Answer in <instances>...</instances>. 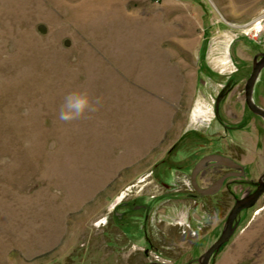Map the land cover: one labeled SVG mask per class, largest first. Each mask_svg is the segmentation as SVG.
Wrapping results in <instances>:
<instances>
[{"label": "rangeland", "instance_id": "obj_1", "mask_svg": "<svg viewBox=\"0 0 264 264\" xmlns=\"http://www.w3.org/2000/svg\"><path fill=\"white\" fill-rule=\"evenodd\" d=\"M263 8L264 0H0V264H108L97 250L113 230L129 243L117 246L146 251V264H199L246 191L199 197L189 176L177 178L189 173L188 143L166 159L186 133L219 129L246 147L249 178L264 173L263 129L253 121L249 132L225 133L215 118L233 79L224 119L255 120L245 84L264 29L256 38L243 30ZM78 90L100 98L98 110L65 123L60 106ZM254 100L264 107V71ZM180 222L195 235L172 230ZM210 264H264V195Z\"/></svg>", "mask_w": 264, "mask_h": 264}, {"label": "flooded vegetation", "instance_id": "obj_2", "mask_svg": "<svg viewBox=\"0 0 264 264\" xmlns=\"http://www.w3.org/2000/svg\"><path fill=\"white\" fill-rule=\"evenodd\" d=\"M236 85L237 83H234L233 79H229L223 85V87L221 88L218 94V96L220 94H226V96H224V98L220 101L218 112L215 110V114H216L215 118L217 122L216 123L217 127L222 128L225 133H227L228 131H238V130L240 131L247 130L249 132L251 131V124L254 121L253 126L256 129V132L259 131V134H260L262 129L264 132V128L262 127V124H261V123H264V119L256 115L255 113H253L248 108L247 103L245 104V107L247 109L246 110L247 112L245 113H247L246 115L248 116L251 115L252 117H254L255 120H252L250 117L246 119L244 116H242L239 121L229 124L224 119V116L222 114L223 105L225 101L227 100V98L230 96V94L235 89ZM245 87H246V84H245ZM254 92H255V89H254ZM257 105L264 109V107L260 106L259 104ZM233 118L236 119L235 116ZM183 138L184 140L181 141L180 145L179 146L176 145V147H174V149L170 153H168L166 160H168L170 156L174 153V151L176 149H179V147L183 143H186V144L188 143L187 148H188V153H190L189 154L190 158H188V162L186 163L184 167L185 168L188 167L189 173L187 174L180 173L178 174L177 178L178 177L182 178L183 176L184 177L189 176L191 180V186L193 188L192 190L196 192H200V190L201 191L208 190L212 192V194H209V195H204L200 193V195L198 194L199 197L205 196V197L211 198L215 192L219 193V192L232 191L239 187L241 190L246 191V194H244V196L256 191V189L258 188V182L264 173L260 176V178L257 181L253 178H249L248 166L245 165L242 160L247 154L246 147H243L242 145L237 144L236 142H225L224 140L225 137H223L222 134H220L219 129L216 131L214 129L212 133L210 132V134H207V135L188 132L183 136ZM263 138L264 137H262L261 141L260 140L257 141V144H256L257 148L260 145L262 146V149L264 148ZM212 155H220L225 158H228L229 160H231V165L219 164L215 160L207 161L201 167L198 173H196L195 178H193V172L196 166L203 159H206ZM166 160H164L163 162H165ZM165 187L167 188V186H164V188ZM167 189L171 190L172 188L168 187ZM112 233L115 234V231L114 232L112 231ZM185 235L186 234H184L183 236ZM190 237L192 236L190 235ZM130 246L131 248H133L134 245L132 244ZM134 251L140 252V253H142L143 251L144 253L146 252L144 249L140 247L134 248Z\"/></svg>", "mask_w": 264, "mask_h": 264}, {"label": "water", "instance_id": "obj_3", "mask_svg": "<svg viewBox=\"0 0 264 264\" xmlns=\"http://www.w3.org/2000/svg\"><path fill=\"white\" fill-rule=\"evenodd\" d=\"M263 71H264V53H259L254 58L252 73L250 78L246 82L245 100L248 108L253 113L264 119V109L259 107L254 101V89ZM224 96H226V94H220L217 98V103H216L217 112L219 108V103L224 98ZM210 160H215L219 164H223V165H231V160H229L228 158H225L220 155H212L206 159H203L196 166L193 172V178H195L196 173H198L201 167L207 161ZM199 193L204 195L212 194V192L208 190L207 191L200 190ZM263 195H264V174L262 175V177L258 182V188L256 189V191L242 197L241 199L236 200L235 205L231 209L226 219V224L220 238L198 259L199 264H210L211 259L219 253L221 248L225 246L234 235L236 229L238 228L239 218L242 212L244 210L253 208Z\"/></svg>", "mask_w": 264, "mask_h": 264}, {"label": "clouds", "instance_id": "obj_4", "mask_svg": "<svg viewBox=\"0 0 264 264\" xmlns=\"http://www.w3.org/2000/svg\"><path fill=\"white\" fill-rule=\"evenodd\" d=\"M100 98L93 97L88 90L68 93L60 106L59 119L65 123L84 118L87 113L96 112ZM27 114V113H25Z\"/></svg>", "mask_w": 264, "mask_h": 264}, {"label": "crops", "instance_id": "obj_5", "mask_svg": "<svg viewBox=\"0 0 264 264\" xmlns=\"http://www.w3.org/2000/svg\"><path fill=\"white\" fill-rule=\"evenodd\" d=\"M176 199H178V197L174 196L173 198H168L167 200H176ZM172 210H175V209H172ZM176 210H178V209H176ZM195 211H196L195 214H198L197 210H195ZM116 222L117 221H115L113 219V225L116 224ZM111 228H115V227L111 226ZM114 231L115 230H113V232ZM107 234L108 233L103 235L104 237L107 238V240H105V241H107V242H105L106 244H104L103 246L98 248L97 253L104 254L107 257V259H108V262H109L108 264H121L120 261H119V257H121V256H134L136 258L135 264H146L148 262V261H146V259H144V256L142 255V253L133 251L132 249L131 250H126L127 248L124 249L123 247L117 246L116 243L119 244V240H123V242H122L123 245H127V247L129 245V243L125 239V236H124L123 233L122 234L115 233L113 235L111 234L112 236L109 235L111 237V239H110V237L106 236ZM123 237H124V239H123ZM150 243H152V242L150 241ZM122 264H129V262L122 261Z\"/></svg>", "mask_w": 264, "mask_h": 264}, {"label": "built area", "instance_id": "obj_6", "mask_svg": "<svg viewBox=\"0 0 264 264\" xmlns=\"http://www.w3.org/2000/svg\"><path fill=\"white\" fill-rule=\"evenodd\" d=\"M263 29H264V8L260 11L257 18H255L252 22H250V26L246 30H243V29L242 30L245 31L246 35H250V36L256 38V37L261 36ZM178 226L181 228V231L183 234L191 232L190 234L195 235L194 230H191V229H189V227H186V225L184 223L180 222ZM152 256L155 259L154 261H157L158 259L160 260V259L164 258L162 253L155 252V251H153V253L151 254V257ZM157 262H160V261H157Z\"/></svg>", "mask_w": 264, "mask_h": 264}, {"label": "trees", "instance_id": "obj_7", "mask_svg": "<svg viewBox=\"0 0 264 264\" xmlns=\"http://www.w3.org/2000/svg\"><path fill=\"white\" fill-rule=\"evenodd\" d=\"M172 230H175L176 233H178L179 235L182 234V231H181V228H180V227H177V226H176V227H173ZM115 233H120V234H122L121 231H119V230H115Z\"/></svg>", "mask_w": 264, "mask_h": 264}]
</instances>
